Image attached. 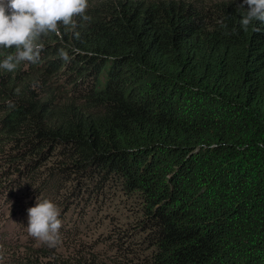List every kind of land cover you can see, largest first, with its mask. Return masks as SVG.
<instances>
[{
    "label": "trees",
    "instance_id": "obj_1",
    "mask_svg": "<svg viewBox=\"0 0 264 264\" xmlns=\"http://www.w3.org/2000/svg\"><path fill=\"white\" fill-rule=\"evenodd\" d=\"M242 3L88 0L0 68V189L27 236L0 264H264V22ZM112 189L129 232L90 236ZM38 197L54 246L27 232Z\"/></svg>",
    "mask_w": 264,
    "mask_h": 264
},
{
    "label": "clouds",
    "instance_id": "obj_2",
    "mask_svg": "<svg viewBox=\"0 0 264 264\" xmlns=\"http://www.w3.org/2000/svg\"><path fill=\"white\" fill-rule=\"evenodd\" d=\"M245 4L247 10L240 19L244 30L253 21L264 22V0H243L239 7L243 8ZM87 8L88 0H0V47L15 48L14 54H7L0 62V68L13 71L21 62L37 63L44 48L43 43L39 42L40 37L47 33L59 36L61 24L74 29L75 17L90 21L91 17L85 15ZM254 30L260 31L259 28ZM60 54L65 60L68 59L65 52L61 51ZM27 214L28 234L54 246L62 226L57 206L48 199L38 197Z\"/></svg>",
    "mask_w": 264,
    "mask_h": 264
},
{
    "label": "rangeland",
    "instance_id": "obj_3",
    "mask_svg": "<svg viewBox=\"0 0 264 264\" xmlns=\"http://www.w3.org/2000/svg\"><path fill=\"white\" fill-rule=\"evenodd\" d=\"M211 1V0H206ZM218 1V0H214ZM8 188L0 189V241L5 245H10L15 247V245H22L25 235V230L14 224L13 210H19L11 197V204H7L4 195L7 193L9 195ZM117 193L118 190L112 189L106 199V205L103 208L101 215H96V220H102V223H96L91 226L89 230V235L94 236L97 234H102L106 236L113 228L120 229L123 232H129L131 218L128 215L129 208L128 203L120 197ZM21 196V195H20ZM92 215H95L94 213ZM15 238V236H19ZM12 252H6V250L0 246V260L8 261L13 256ZM6 263V262H5Z\"/></svg>",
    "mask_w": 264,
    "mask_h": 264
}]
</instances>
